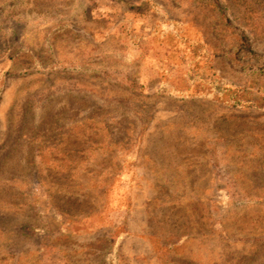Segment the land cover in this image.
<instances>
[{
  "label": "rangeland",
  "instance_id": "rangeland-1",
  "mask_svg": "<svg viewBox=\"0 0 264 264\" xmlns=\"http://www.w3.org/2000/svg\"><path fill=\"white\" fill-rule=\"evenodd\" d=\"M223 86L264 103V0H0V264H264Z\"/></svg>",
  "mask_w": 264,
  "mask_h": 264
},
{
  "label": "trees",
  "instance_id": "trees-1",
  "mask_svg": "<svg viewBox=\"0 0 264 264\" xmlns=\"http://www.w3.org/2000/svg\"><path fill=\"white\" fill-rule=\"evenodd\" d=\"M202 76L204 77V75ZM217 95V101L228 104L232 107L264 109V103L260 104L259 100L256 101L247 97V93L241 88L233 89L231 87L223 86Z\"/></svg>",
  "mask_w": 264,
  "mask_h": 264
}]
</instances>
